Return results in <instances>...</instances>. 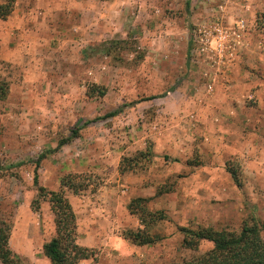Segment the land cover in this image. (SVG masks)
I'll list each match as a JSON object with an SVG mask.
<instances>
[{
    "label": "rangeland",
    "instance_id": "1",
    "mask_svg": "<svg viewBox=\"0 0 264 264\" xmlns=\"http://www.w3.org/2000/svg\"><path fill=\"white\" fill-rule=\"evenodd\" d=\"M2 84L0 226L18 264H51L49 191L67 175L83 186L65 190L76 223L123 237L140 226L136 197L164 215L156 243H93L77 264H167L212 246L182 248L180 227L256 220L264 238V0H15L0 18Z\"/></svg>",
    "mask_w": 264,
    "mask_h": 264
},
{
    "label": "trees",
    "instance_id": "2",
    "mask_svg": "<svg viewBox=\"0 0 264 264\" xmlns=\"http://www.w3.org/2000/svg\"><path fill=\"white\" fill-rule=\"evenodd\" d=\"M15 0H5L0 4V18L8 16L12 11ZM6 90L3 84L0 85V99L4 98ZM117 113V110L107 112L102 117L108 118ZM74 129L69 137L58 141L57 147L67 143L71 137L76 136ZM40 155L39 158H42ZM229 172L240 185V178L233 167ZM77 175H67L60 179V189L49 191V203L54 214L55 235L42 245V253L51 264H77L81 259L88 257V249L80 246L75 241L76 215L70 201L65 195V190L70 189L74 193L82 190L83 186L76 181ZM79 179V178H78ZM37 183V176L33 177ZM42 191L43 187H39ZM148 198L136 197L127 205L132 214H136L139 227L127 229L123 237L134 245H151L159 238L149 233L156 219L164 217L158 211L150 212L146 208ZM160 214V217L157 214ZM244 221L239 230L215 229L211 226L191 229L180 227L181 247L196 251L201 242H209L212 246L201 252L182 258L179 261H172L167 264H264V238L261 236V227L256 220ZM9 227L0 226V261L2 264H18L19 261L10 250L8 245Z\"/></svg>",
    "mask_w": 264,
    "mask_h": 264
},
{
    "label": "crops",
    "instance_id": "3",
    "mask_svg": "<svg viewBox=\"0 0 264 264\" xmlns=\"http://www.w3.org/2000/svg\"><path fill=\"white\" fill-rule=\"evenodd\" d=\"M68 200H70L72 206L76 205V197L74 198L69 196ZM82 200L85 201L86 199ZM97 225L98 224L94 223V221H92L90 218L86 219L83 224L79 222L76 223V241L80 246L92 247L93 243L108 244L112 242L125 244L124 242H126V239L124 237L115 235L113 231L110 233L106 231V229L100 228V226L98 225V227Z\"/></svg>",
    "mask_w": 264,
    "mask_h": 264
}]
</instances>
